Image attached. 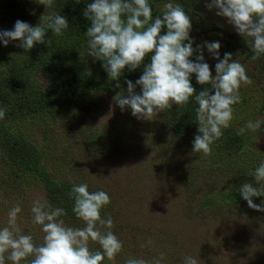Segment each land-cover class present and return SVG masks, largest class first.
Returning <instances> with one entry per match:
<instances>
[{
	"label": "rangeland",
	"instance_id": "obj_1",
	"mask_svg": "<svg viewBox=\"0 0 264 264\" xmlns=\"http://www.w3.org/2000/svg\"><path fill=\"white\" fill-rule=\"evenodd\" d=\"M191 1L174 0L192 18L193 46L219 41L221 58L232 53L253 80L241 87L242 102L235 106L231 126L238 129L249 120L264 119V56L252 60L244 38L226 18L208 11L204 0L192 2L190 9L198 15H191L186 9ZM167 2L151 0L160 16ZM86 55V60L93 59ZM204 55L215 75L217 61L207 49ZM35 79L40 86L47 81L43 73ZM126 89L103 94L98 109H51L22 123L54 179L87 183L93 192L103 190L110 196L101 216L112 217L113 231L123 242L114 264H125L129 257L151 260L161 252L165 253L162 264H183L188 255L200 264H264V212L226 196L245 182L255 184L250 175L264 162V131L246 132L247 151L241 153L221 156L214 145L210 156L193 153L197 129L176 138L166 128L168 110L152 121L138 120L130 109L121 111L113 97ZM41 196L45 194L33 177H17L0 157V228L7 225L8 211L19 203L22 212L17 223L23 234L42 244L44 233L32 223L31 213L32 201ZM253 199L260 204L264 197ZM65 224L85 226L80 219ZM148 240L153 243L147 245ZM89 247L101 250L95 242ZM103 264L113 262L105 259Z\"/></svg>",
	"mask_w": 264,
	"mask_h": 264
},
{
	"label": "clouds",
	"instance_id": "obj_2",
	"mask_svg": "<svg viewBox=\"0 0 264 264\" xmlns=\"http://www.w3.org/2000/svg\"><path fill=\"white\" fill-rule=\"evenodd\" d=\"M47 9L55 7V0H39ZM208 11L226 18L234 31L244 38L252 50V60L264 56V0H204ZM33 15L35 12L32 13ZM90 22L85 35L87 37V55L95 61H101L108 77L117 83L127 68L135 71L143 66V73L133 83L126 80V92L113 97L114 104L121 111L131 110L138 120L152 121L173 105H187L194 99L197 132L192 142L193 153L210 156L213 145L223 136L234 120L235 106L242 102V85H251L252 78L246 67L233 59V54L220 55L219 41L197 44L190 35L193 30L192 18L184 7L168 0L163 5L162 16L153 17L149 0H93L83 11ZM69 27L67 18L52 11L41 16L40 23L33 26L28 22L16 20L13 29L0 30V43L7 47L10 42L18 41L16 47L25 52L37 44H49L46 35L51 30L62 35ZM166 28V33L161 34ZM217 62L215 75L205 61L204 50ZM150 56L147 64L145 58ZM195 56L193 60L192 57ZM89 71V75H90ZM196 82L204 86L197 93L192 85V75ZM139 87L140 92L136 89ZM7 109L0 107V121L6 117ZM264 119L249 120L236 134L264 131ZM247 151V146L241 152ZM250 176L255 184L245 182L239 188L240 196L249 208L264 212V200L256 204L253 198L264 197V162ZM69 198L74 201L72 212L85 223L82 228L65 224L67 212L63 207H53L45 197L32 201V223L41 226L44 233L43 243H34L31 234H23L18 225V215L22 212L19 203L8 211L7 225L0 228V264L11 261L21 264H103V261L115 262L123 251V242L114 233V221L111 216H101L102 209L111 203L110 196L103 190L89 191L87 183L73 184ZM90 242L98 243L101 250L91 251ZM151 240L147 245H151ZM147 245L142 244L141 247ZM165 253L151 260L129 257L125 264H162ZM183 264H200L197 257H184Z\"/></svg>",
	"mask_w": 264,
	"mask_h": 264
},
{
	"label": "trees",
	"instance_id": "obj_3",
	"mask_svg": "<svg viewBox=\"0 0 264 264\" xmlns=\"http://www.w3.org/2000/svg\"><path fill=\"white\" fill-rule=\"evenodd\" d=\"M193 1L186 9L191 15L197 16L190 9ZM92 2L55 0V7L47 9L39 4V0H0V30L13 29L18 19L35 26L40 23L42 14L46 16L52 11L65 16L69 22L68 29L62 35L49 30L46 41L50 39V43L37 44L28 52L16 47L18 41L10 42L7 47L0 43V107L7 109L5 119L0 121V154L14 175L19 178L33 177L53 207L65 209L67 215L61 217L65 222L78 219L72 212L74 201L69 198L73 185L52 177L37 146L22 130V123L29 117L51 109H98L103 94L126 89V80L135 83L143 73V66L131 72L126 68L119 80L121 87L115 88L117 82L109 79L102 67L103 62L85 59L84 54L88 50L85 32L90 22L84 18L83 11ZM149 3L152 7L151 0ZM152 14L154 18L160 16L153 7ZM166 31V28L163 29L161 34ZM226 46L230 44L226 42ZM150 56L145 58V64L149 62ZM207 63L211 69L212 64ZM38 73L45 74L47 78L44 86H40L35 79ZM191 82L197 93L203 90L204 86L196 82L195 74ZM136 91L140 92L139 87ZM96 94L102 95L98 98ZM197 107L194 99L181 107L173 105L169 110L166 128L176 138L187 137L191 131L198 129ZM236 131L232 126L224 129L222 138L214 144L221 156L241 153L245 147L246 133L240 136ZM89 191L93 192L90 188ZM226 196H233L240 204H247L240 196L239 188L233 189ZM30 259L21 261V264H29Z\"/></svg>",
	"mask_w": 264,
	"mask_h": 264
}]
</instances>
